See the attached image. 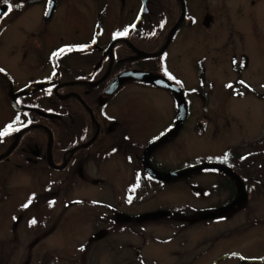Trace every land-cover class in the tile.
I'll return each instance as SVG.
<instances>
[{"label":"flooded vegetation","instance_id":"flooded-vegetation-1","mask_svg":"<svg viewBox=\"0 0 264 264\" xmlns=\"http://www.w3.org/2000/svg\"><path fill=\"white\" fill-rule=\"evenodd\" d=\"M235 3L245 5L244 12L264 14V0ZM9 5L12 11L4 15ZM0 7V132L7 133L0 137V154L10 147L16 133L28 126L8 154L0 158V251L5 255L2 264H10L12 252L31 250L46 234L41 219L44 210L55 211L56 220L63 222L73 204L83 205L86 210L92 204L97 216L112 218L115 223L141 221L138 217L146 211L126 212L131 218L116 220L114 203L108 205L102 197H73L72 182L76 174L81 180L103 182L105 173L110 176L106 180L116 184L117 152L128 154L127 161L134 166L132 178L146 188L175 178L172 175L163 181L145 171L142 153L137 152L127 126L129 119L125 124L116 114V99L127 86L156 85L127 78L116 87V76L126 70L160 72L183 89L188 105L186 118L147 157L154 168L175 171L181 166L165 164L155 149L168 139L182 136L190 115V99L182 80H200L205 56L195 53V58L200 57L194 62V71L187 74L191 78H187L181 69H167L168 54L177 49L173 45L186 26L213 35L218 28L215 7L207 0H0ZM124 32L127 35H119ZM166 40L161 54L140 55L158 51ZM229 84L233 83H226V87ZM175 117L176 112L160 126L163 120L158 121L154 131L144 138V146ZM47 128L52 133L50 155L54 165L48 163ZM45 136L43 145L41 139ZM225 163L230 170L233 162ZM241 165L245 169L241 167L239 175L248 189L246 175L250 171ZM259 167L263 175L264 167ZM218 175L222 181L233 178L227 171ZM105 205L111 211L107 215ZM33 219L35 224L31 223ZM110 224L104 222L100 228L109 231ZM18 261L16 264H24L22 257Z\"/></svg>","mask_w":264,"mask_h":264},{"label":"rangeland","instance_id":"rangeland-1","mask_svg":"<svg viewBox=\"0 0 264 264\" xmlns=\"http://www.w3.org/2000/svg\"><path fill=\"white\" fill-rule=\"evenodd\" d=\"M237 1L241 0H207L217 14L214 35L186 26L173 45L177 49L170 50L168 70H183L187 77L204 54V72L199 81L194 79V87L190 79L182 80L190 99L182 136L168 139L155 150L165 164L183 166L197 160L226 159L224 150L231 147L235 157L228 151L227 160L238 168H200L146 188L132 178L134 166L127 161L128 154L119 151L116 184L106 180L110 176L105 173L103 182L81 180L76 174L72 196L102 197L108 205H116V212L168 207L171 213L115 223L112 218L97 216L90 203L88 210L73 204L63 222H58L55 211L42 208L46 234L31 250L12 252L10 264L19 263L20 257L24 264H241L242 260L264 264V172L259 170L264 167V14L244 12L245 5L240 7ZM195 53L200 55L195 58ZM226 83L233 84L226 87ZM176 101L163 87L134 84L116 99V114L125 124L129 119L127 126L139 155L144 138L157 122L163 120L158 126L162 125L176 112ZM224 159L219 162L225 163ZM241 164L250 171L246 175L250 182L247 201L217 214L230 192L219 183L218 173L227 171L235 180L234 175L242 174ZM104 211L105 215L111 212L107 205ZM206 211L217 215L204 218ZM104 222L111 223L109 231L90 238ZM28 238L26 235L25 241Z\"/></svg>","mask_w":264,"mask_h":264},{"label":"water","instance_id":"water-1","mask_svg":"<svg viewBox=\"0 0 264 264\" xmlns=\"http://www.w3.org/2000/svg\"><path fill=\"white\" fill-rule=\"evenodd\" d=\"M1 10H2V7H0V12H1ZM182 16H183V11L180 15V18ZM178 20L172 26L171 34H172L173 29L175 28L176 24L178 23ZM171 34H170V37H171ZM167 41L168 40H166V42L163 44V46L158 51L153 52V53L142 52L140 55L141 56H155V55L160 54L163 51L164 47L166 46ZM127 78H137V79L144 81V82H151V83L157 84L159 86L166 87L175 93L177 100H178L176 118L174 119L172 124H170L161 133H159L158 135H156L155 137H153L151 140H149L146 143V146L143 150V156L145 158L149 155V153L151 152V150L153 149V147L157 143H159L160 141H162L165 138H167L168 136H170L177 129L179 122H181L182 120L185 119L186 114H187V104H186V100L184 98L183 91H182L181 87L178 86L176 83L170 81L168 78H166L162 74H157V73L144 71V70H126V71H124V72H122L116 76V87L123 80H125ZM27 128H28V126L24 127L23 129L19 130L16 133L15 140L12 142L10 147L5 152L0 154V158L3 157L4 155L8 154V152L13 148V146L17 142V138H18L19 134ZM48 132H49V136H48V141H47V150H50L51 145H52V133L49 129H48ZM75 148L76 147H74L73 149H75ZM48 161L50 164L53 165V161L51 159L49 152H48ZM63 164L64 163H62L58 166L61 167ZM221 166L222 165L217 161H201L198 163L187 165L183 168H180V169L172 171V172H168V171L166 172V171H159V170L153 168L146 160L144 161V168L148 172H150L152 175H154V176H156L162 180H168L172 175H178V174L186 173L192 169H198V168H204V167H221ZM234 177L236 180L237 187L240 189L241 193L238 194L230 203L221 206L218 210L219 211L218 214H222L226 209H228L231 206H233L234 204L246 199L247 193L244 189V184H243L241 178L239 177V175H234ZM169 212H170V209H156L153 211L141 213L139 215L140 217H138V218H143V219L144 218H157V217L165 216V215L169 214ZM215 214H216V212L206 211L202 214V217L207 218V217H211ZM129 218H131V216L125 212H122V211L118 212L115 216L116 220H126ZM106 232H107L106 228L100 229L99 231H96L92 235L91 238H93V237L99 238V237L103 236Z\"/></svg>","mask_w":264,"mask_h":264},{"label":"trees","instance_id":"trees-1","mask_svg":"<svg viewBox=\"0 0 264 264\" xmlns=\"http://www.w3.org/2000/svg\"><path fill=\"white\" fill-rule=\"evenodd\" d=\"M46 137L47 136H45L43 139H42V142H41V144H45V141H46ZM231 152V154H235L234 153V151H230ZM230 152H227V153H225L226 154V159H224V158H220V159H224L225 160V162H231V161H228L229 159H228V156L230 155ZM234 157H235V155H234ZM228 159V160H227ZM235 159H240V157H238V158H235ZM219 160V159H218ZM232 160V159H231ZM234 160V159H233ZM234 161H236V160H234ZM237 162H240V161H237ZM234 164V163H233ZM237 168H238V166H237ZM219 183L221 184V185H224V186H228L229 187V190H230V192H229V194H228V197H227V199L224 201V202H226V201H229V200H231L233 197H234V195H235V185H234V183H233V179H230V181H222V180H219ZM247 187L248 188H250V182L249 183H247ZM180 209H185V208H183V207H181ZM186 210H189V208L188 209H186ZM5 255H4V253H2V255H0V264H2V258L4 257ZM241 264H255L254 262H249V261H243Z\"/></svg>","mask_w":264,"mask_h":264},{"label":"snow or ice","instance_id":"snow-or-ice-1","mask_svg":"<svg viewBox=\"0 0 264 264\" xmlns=\"http://www.w3.org/2000/svg\"><path fill=\"white\" fill-rule=\"evenodd\" d=\"M12 11V7H11V5H9V7H8V12H6V13H4V15H7L8 13H10ZM47 14V13H46ZM163 25H161V27H162ZM119 35H127V32H124V33H120ZM64 51V49H61V52H63ZM0 71H3L2 69H0ZM172 79H175V77H171ZM241 83H244L243 81H241ZM229 87H231V85H228ZM7 133H4V132H0V137H2L3 135H6ZM31 203V200L29 201V204ZM24 207H28V204H25L24 205ZM31 223L32 224H35L36 223V221H35V219H33L32 221H31Z\"/></svg>","mask_w":264,"mask_h":264}]
</instances>
